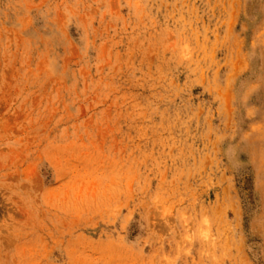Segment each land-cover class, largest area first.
Listing matches in <instances>:
<instances>
[{
  "label": "rangeland",
  "instance_id": "374dc122",
  "mask_svg": "<svg viewBox=\"0 0 264 264\" xmlns=\"http://www.w3.org/2000/svg\"><path fill=\"white\" fill-rule=\"evenodd\" d=\"M0 264H264V0H0Z\"/></svg>",
  "mask_w": 264,
  "mask_h": 264
}]
</instances>
